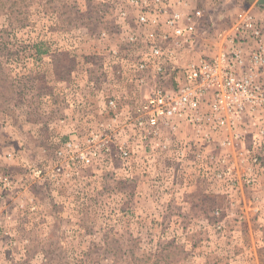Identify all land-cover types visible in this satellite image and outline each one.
<instances>
[{"label": "rangeland", "instance_id": "obj_1", "mask_svg": "<svg viewBox=\"0 0 264 264\" xmlns=\"http://www.w3.org/2000/svg\"><path fill=\"white\" fill-rule=\"evenodd\" d=\"M105 2L0 0V264H264V168L249 163L251 138L231 157L208 146L199 163L121 132L145 90L109 48L136 52L126 34L140 30ZM198 2L215 29L235 12L232 0ZM250 13L264 34V0ZM201 37L196 53L213 55L212 31ZM102 131L127 160L60 167L65 142ZM210 157L232 162L220 171L232 186Z\"/></svg>", "mask_w": 264, "mask_h": 264}, {"label": "built area", "instance_id": "obj_2", "mask_svg": "<svg viewBox=\"0 0 264 264\" xmlns=\"http://www.w3.org/2000/svg\"><path fill=\"white\" fill-rule=\"evenodd\" d=\"M105 3L115 6L119 21L132 13L140 30L126 34V42L137 47L136 52L126 55L109 48L121 68L131 69L129 80L145 90L143 100L127 114L129 130L121 132L139 143L170 149L182 160L192 155L199 163L208 146L219 147L231 157L249 137V163L264 168L263 157L255 154L259 147L264 150V34L250 11H238L228 25L215 29L219 19L211 20L209 8L188 0ZM211 31L214 54H197L201 34ZM101 38L107 39L108 33L103 31ZM108 106L115 109L116 101L110 99ZM108 139L102 131L90 132L83 142H65L56 152L60 167L77 173L102 153L127 160L128 148L118 144L112 149ZM231 163L209 158L216 178L227 179L230 186L232 176L220 171L232 168Z\"/></svg>", "mask_w": 264, "mask_h": 264}, {"label": "crops", "instance_id": "obj_3", "mask_svg": "<svg viewBox=\"0 0 264 264\" xmlns=\"http://www.w3.org/2000/svg\"><path fill=\"white\" fill-rule=\"evenodd\" d=\"M188 1H190V0H188ZM257 1V0H256ZM255 0H253V1H251V3H249V4H247V1H245V0H232V3H234V4H236L237 6L236 7H234V9H232L233 11H235L234 12V14H233V17H234V15L238 12V11H242V10H249L250 11V9H252L253 8V6H254V3L256 2ZM197 2V4H199V2H198V0L196 1ZM190 3H192L191 1H190ZM238 5H239V7H238ZM233 17H232V19H233ZM111 47H113V46H115V44H113V45H110ZM110 47V48H111Z\"/></svg>", "mask_w": 264, "mask_h": 264}, {"label": "trees", "instance_id": "obj_4", "mask_svg": "<svg viewBox=\"0 0 264 264\" xmlns=\"http://www.w3.org/2000/svg\"><path fill=\"white\" fill-rule=\"evenodd\" d=\"M245 1H247V4H249V3H251V1H253V0H245ZM236 6H237L236 4L232 3V8H234V7H236ZM238 7H239V5H238Z\"/></svg>", "mask_w": 264, "mask_h": 264}]
</instances>
